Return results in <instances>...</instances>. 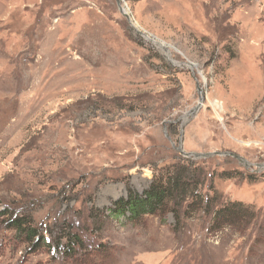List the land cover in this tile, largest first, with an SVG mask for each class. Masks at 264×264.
I'll use <instances>...</instances> for the list:
<instances>
[{
  "label": "rangeland",
  "instance_id": "374dc122",
  "mask_svg": "<svg viewBox=\"0 0 264 264\" xmlns=\"http://www.w3.org/2000/svg\"><path fill=\"white\" fill-rule=\"evenodd\" d=\"M184 162L254 218L109 213ZM4 211L0 264H264V0H0Z\"/></svg>",
  "mask_w": 264,
  "mask_h": 264
},
{
  "label": "trees",
  "instance_id": "16d2710c",
  "mask_svg": "<svg viewBox=\"0 0 264 264\" xmlns=\"http://www.w3.org/2000/svg\"><path fill=\"white\" fill-rule=\"evenodd\" d=\"M206 180L207 172L203 166L191 162L173 164L154 177L150 186L143 192L130 191L127 197L116 200L109 208V213L117 218L126 217L137 222L147 215L159 214L164 217L171 212L179 224L183 213L212 212L210 229L213 231L226 226H245L254 218L252 207L243 202L234 201L217 206V195L206 196L203 193L202 187ZM4 213L6 212H1L0 216ZM8 222L11 228L25 234L29 241L36 239L37 231L26 228L24 218H10ZM78 243L77 237H71L65 251H70L72 245Z\"/></svg>",
  "mask_w": 264,
  "mask_h": 264
},
{
  "label": "water",
  "instance_id": "95a60500",
  "mask_svg": "<svg viewBox=\"0 0 264 264\" xmlns=\"http://www.w3.org/2000/svg\"><path fill=\"white\" fill-rule=\"evenodd\" d=\"M119 1V0H118ZM121 10L124 12V14L126 15V16H128L129 17V15H128V13L127 12H125V10L123 9V7H121ZM200 91L202 92V89L200 88ZM203 96L200 98V100L201 101H203ZM201 103V102H200ZM200 106H198V108H199ZM198 108L193 112V114H195L196 113V111L198 110ZM233 155L234 156H236L238 159H240V160H244L241 156H239V155H237V154H235V153H233Z\"/></svg>",
  "mask_w": 264,
  "mask_h": 264
},
{
  "label": "bare ground",
  "instance_id": "6f19581e",
  "mask_svg": "<svg viewBox=\"0 0 264 264\" xmlns=\"http://www.w3.org/2000/svg\"><path fill=\"white\" fill-rule=\"evenodd\" d=\"M125 12H126V10H125ZM161 45H164V44H161Z\"/></svg>",
  "mask_w": 264,
  "mask_h": 264
}]
</instances>
